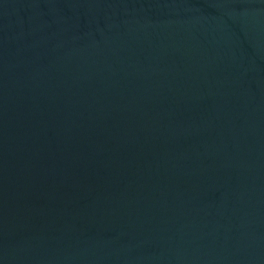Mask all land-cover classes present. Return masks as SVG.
<instances>
[{
  "label": "water",
  "instance_id": "1",
  "mask_svg": "<svg viewBox=\"0 0 264 264\" xmlns=\"http://www.w3.org/2000/svg\"><path fill=\"white\" fill-rule=\"evenodd\" d=\"M0 264H264V0H0Z\"/></svg>",
  "mask_w": 264,
  "mask_h": 264
}]
</instances>
